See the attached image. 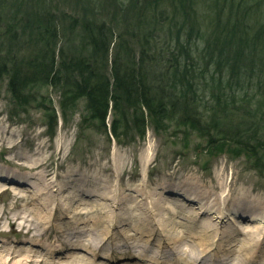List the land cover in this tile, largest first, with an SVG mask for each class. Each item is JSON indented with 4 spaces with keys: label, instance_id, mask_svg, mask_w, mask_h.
Segmentation results:
<instances>
[{
    "label": "rangeland",
    "instance_id": "rangeland-1",
    "mask_svg": "<svg viewBox=\"0 0 264 264\" xmlns=\"http://www.w3.org/2000/svg\"><path fill=\"white\" fill-rule=\"evenodd\" d=\"M2 1L27 11L31 2ZM40 1L60 26L96 19L110 28L131 0ZM228 2L226 14L241 5ZM206 14L208 32L214 17ZM114 29L115 36L126 30ZM117 46L115 38L110 58ZM45 94L56 109L54 131L43 109L18 113L6 87L0 92V264H264V172L243 156L209 155L205 139L174 129L149 127L144 138L118 141L112 113L106 131L89 128L84 99L65 117L60 92ZM257 121L264 125V116ZM183 191L196 192L198 202Z\"/></svg>",
    "mask_w": 264,
    "mask_h": 264
},
{
    "label": "trees",
    "instance_id": "trees-1",
    "mask_svg": "<svg viewBox=\"0 0 264 264\" xmlns=\"http://www.w3.org/2000/svg\"><path fill=\"white\" fill-rule=\"evenodd\" d=\"M0 1V92L6 87L18 113L36 105L54 131L56 109L45 94L52 88L65 117L84 99L86 127L106 131L112 113L118 141L144 138L149 127L174 129L205 139L209 155L243 156L264 172V125L257 121L264 116V0H241L227 14L228 0H131L110 28L96 19L60 26L40 0L28 2V11L22 2ZM119 24L126 30L115 36Z\"/></svg>",
    "mask_w": 264,
    "mask_h": 264
},
{
    "label": "bare ground",
    "instance_id": "bare-ground-1",
    "mask_svg": "<svg viewBox=\"0 0 264 264\" xmlns=\"http://www.w3.org/2000/svg\"><path fill=\"white\" fill-rule=\"evenodd\" d=\"M0 178H4V179H6V174H3V173H0ZM178 194H180V196H183V197H186L188 200H190L191 202H198V197H197V194H196V192H194V191H183V192H181V193H178ZM204 210L205 211V209H204V205L201 203L200 204V206L197 208V210ZM241 212V211H240ZM199 214H202L201 212L199 213ZM242 216H244V215H247V213H244V212H241L240 213ZM241 217V216H240ZM252 217H253V219H255L256 218V216L255 215H253L252 214ZM210 224V222H207V221H205V222H203V225L204 226H208ZM259 227H256V229H258Z\"/></svg>",
    "mask_w": 264,
    "mask_h": 264
}]
</instances>
